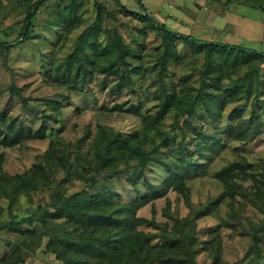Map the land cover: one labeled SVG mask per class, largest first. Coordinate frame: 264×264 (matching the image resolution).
<instances>
[{
	"label": "trees",
	"instance_id": "16d2710c",
	"mask_svg": "<svg viewBox=\"0 0 264 264\" xmlns=\"http://www.w3.org/2000/svg\"><path fill=\"white\" fill-rule=\"evenodd\" d=\"M47 1L50 0H15L25 6L23 25L13 42L0 40V49L17 47L31 37L34 16ZM55 1L63 3L64 0ZM76 1L69 0L66 6H62L63 22L68 24L76 19ZM135 1L142 8V3ZM234 2L264 9V0ZM98 8L96 18L99 20L103 8L100 5ZM139 17L148 27L156 29L161 39L154 63L159 83L154 96L156 106L153 111L147 112H142L139 104L129 100L116 102L111 107L104 106L106 111L128 112L138 116L141 128L123 135L97 125L82 160V168H93L97 172L123 165L132 177L128 180L133 187L134 199L130 202L118 201L114 199V194L103 189L67 194L62 184L84 176L77 168L72 169L69 162L71 153L60 156L54 153V148L63 142L51 138L49 150L33 168L21 174L9 175L0 167V197L8 201V207L20 194L28 195L29 192L45 188L50 190L45 206H38L28 218L8 223L6 227L26 223L28 228L21 230L20 237L13 241L11 252L5 258L0 257V264H20L24 251L34 254L41 248L43 252L52 254L57 264H200L197 261L200 244L209 252L210 264H219L221 243L218 228L222 227H241V233L250 240L244 256L228 264H264V163L236 159L212 172V178L221 183L222 191L205 204L192 208L185 217L167 213L169 221L158 222L154 207L150 218L138 214L141 207L169 191L177 193L191 207L190 183L209 174L215 157L228 147V139L244 143L253 140L260 110L264 108L254 110L248 119L240 120L236 132L227 134V137H223L215 128L204 125L193 115L201 106L211 122L224 124L226 119L221 117L222 111L229 102L244 100L239 111L243 113L249 99L258 101L264 90V83L259 79L264 52L230 43L203 41L172 31L162 23L158 25L144 11ZM89 31V28H85L81 37H85ZM106 36L105 42L88 38V44L72 50L62 59L54 50L58 42L44 52L41 50L46 44H41L42 48L38 46L39 69L45 81L65 87L68 91L83 93L86 81H91L97 74L101 85L112 79L117 91L125 89L128 95L133 94L132 74L137 69L130 68L127 57H134L136 53L123 42L116 29L106 30ZM200 56L203 59L201 66L192 68L193 73L197 74L196 87L186 84V80L179 81V85L168 83V80H172L169 71L171 62L179 64L185 59ZM234 77L241 78L242 83L224 89L223 83L232 82ZM8 91L20 99L23 108L29 105V98L21 95V88L11 85ZM46 107L48 110H45ZM45 108L40 112L37 128L16 118L4 124L7 121L4 117L6 113L0 114V145L13 147L24 140L49 136L51 131L50 134L47 132L48 127L60 121L61 103L46 100ZM167 116L171 117L169 125H166ZM63 128L61 126L57 134ZM227 129L230 131L233 127L228 126ZM88 134L91 133L87 129L83 139ZM81 142L82 139L77 145ZM150 164L160 167L165 178L160 184L145 180L146 186L143 195H140L136 185ZM77 165L80 163L77 162ZM59 168L63 170L65 178L52 187L50 183L56 179ZM113 173H117L116 169ZM86 181L95 183L93 177ZM236 204L252 206L261 217L258 221L248 220L243 224L237 216ZM221 206H227V217H233V221L223 220L219 227L209 232L211 238L199 241L195 230L196 220L218 211Z\"/></svg>",
	"mask_w": 264,
	"mask_h": 264
},
{
	"label": "rangeland",
	"instance_id": "374dc122",
	"mask_svg": "<svg viewBox=\"0 0 264 264\" xmlns=\"http://www.w3.org/2000/svg\"><path fill=\"white\" fill-rule=\"evenodd\" d=\"M142 8L135 0H77V15L73 22L62 21V6H66L69 0L63 3L57 1H47L40 7L33 19V29L31 37L17 47L8 46L0 49V114L5 112L7 121L17 119L24 124H32L35 128L39 125L38 117L42 109L45 108V101L51 100L61 103L59 123H52L47 132L51 134L45 139H28L22 141L20 145L5 147L0 145V167L1 170L9 175L21 174L29 170L40 161V158L50 148V139L62 141L63 143L54 148L57 156L71 153L69 162L72 169L77 168L84 178H73L67 183H63L67 194L81 190L95 192L103 189L114 194V199L123 202H130L134 199L133 187L128 178H132L130 172L124 170V166L114 169L96 171L82 168L84 165L83 154L87 153L89 142L94 135L97 125L107 129L118 131L123 135L133 130L141 128V120L138 116L128 112L106 111L103 107H111L116 102L129 100L134 104H139L142 112L153 111L156 106L155 93H157L158 80L156 78V68H154L155 54L159 52L160 34L154 28L148 27L146 22L139 17L143 11L153 18L159 13L167 19L166 24L171 22L175 16H179L175 6L169 7L166 0H139ZM176 4L184 5L192 10V0H172ZM208 9H219L232 11L242 18V25L239 30L226 29L225 32L214 36H206L203 41H218L239 45L245 48L264 52V9H255L247 4H238L234 0H207ZM98 5L102 6L103 11L100 19L96 18L99 10ZM205 6V3L202 5ZM202 9V8H201ZM25 16V6H21L15 0H0V40L11 43L19 36V31L23 25ZM154 19V18H153ZM160 23V22H159ZM85 28L89 32L85 37L81 34ZM116 29L123 42L131 47L136 56H128L127 61L130 68L137 70L132 74L134 82V93L128 95L125 89L117 91L115 82L108 79L101 85L100 77L95 74L94 78L86 81L85 92L68 91L65 87L53 85L50 81H45V76L39 69L41 52L53 48V43L58 42L56 54L59 59L64 58L72 50L79 49L80 46L88 44V38H97L102 42L107 40L106 30ZM194 35V34H193ZM96 39V40H97ZM182 52V51H181ZM184 54V53H183ZM203 59L200 57L185 59L179 64L171 62L169 71L171 73L168 83L179 85V81L186 80L191 86H197V74L193 73L192 68H199ZM192 69V70H191ZM259 79L264 83V63L260 67ZM242 83V79L234 77L232 82L223 83V88L237 86ZM15 85L22 89L21 95L29 98V105L22 107L21 101L17 96L9 93V86ZM103 86V87H102ZM35 99V100H34ZM241 101H232L222 111L224 124H215L208 119L203 108L199 106L194 113V117L208 127H213L227 137V134L236 132L237 123L248 119L254 110L264 108V90L258 101L253 102L249 99L244 112L241 110ZM45 110H48L46 107ZM261 115L255 129V135L250 142H237L228 139L227 148L224 149L211 163L209 174L194 179L190 183L189 207L187 202L174 191H169L163 197L155 199L152 203L141 207L138 214L150 218L152 207L154 216L158 222L169 221L167 213L177 214L185 217L191 213L192 208H197L206 203L210 198L215 197L222 191V185L212 178V172L221 166L233 161L245 159L252 163H264V110H260ZM171 122V117H166V125ZM1 125V124H0ZM63 126L61 133L57 134L58 129ZM233 127L228 130L227 127ZM89 130L86 139H83L85 132ZM165 129H168L165 128ZM245 134V133H244ZM90 136V138H89ZM82 139L80 145L77 142ZM172 148V147H170ZM76 157V161H74ZM77 162L80 165H77ZM117 173H113L114 171ZM63 170L56 171V179L50 186L65 178ZM93 177L95 183L86 181ZM165 178L162 169L153 164L148 165L144 171V177L139 178L136 188L140 195L146 186L145 180L152 184H160ZM85 180V181H84ZM50 190L47 188L36 192H29L28 195L20 194L12 201L8 207V201L0 197V257H6L11 252L13 241L20 237L21 230L28 228L25 223L21 226H9L8 223L19 222L30 217L38 206H45L49 201ZM237 207V216L245 224L248 220L258 221L261 215L250 205ZM227 206L221 208L207 216L196 220L195 230L199 241H206L211 238L209 232L223 222V220L233 221L227 217ZM166 213V215H165ZM38 216V214H36ZM34 218H36L34 216ZM241 227H222L218 228V236L221 243L219 264H228L241 259L246 253L250 240L248 236L241 233ZM46 241V240H45ZM203 244L198 247L197 261L200 264H210L211 257L209 252L203 249ZM38 249L32 254L24 251L23 260L20 264H57V260L52 254Z\"/></svg>",
	"mask_w": 264,
	"mask_h": 264
},
{
	"label": "crops",
	"instance_id": "0c3cea01",
	"mask_svg": "<svg viewBox=\"0 0 264 264\" xmlns=\"http://www.w3.org/2000/svg\"><path fill=\"white\" fill-rule=\"evenodd\" d=\"M207 0H192L193 9L190 10L184 5L176 4L172 0H166L169 7L175 6L180 12L179 16L171 19L167 25V19L159 13L154 20L164 24L168 29L182 34L191 35L199 40H206V36H214L229 29L239 30L242 25V18L232 11L219 9H208ZM205 3V6H202ZM202 8V9H201ZM194 34V35H193Z\"/></svg>",
	"mask_w": 264,
	"mask_h": 264
},
{
	"label": "water",
	"instance_id": "95a60500",
	"mask_svg": "<svg viewBox=\"0 0 264 264\" xmlns=\"http://www.w3.org/2000/svg\"><path fill=\"white\" fill-rule=\"evenodd\" d=\"M157 24H158V25H161V23H159V22H158Z\"/></svg>",
	"mask_w": 264,
	"mask_h": 264
}]
</instances>
